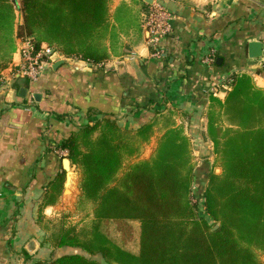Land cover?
<instances>
[{
    "label": "trees",
    "instance_id": "trees-1",
    "mask_svg": "<svg viewBox=\"0 0 264 264\" xmlns=\"http://www.w3.org/2000/svg\"><path fill=\"white\" fill-rule=\"evenodd\" d=\"M108 1L0 0V70L11 62L17 38L37 48L46 40L65 57L104 61ZM16 8L23 20L14 32ZM173 116L156 110L135 129L103 118L66 139L64 149L81 172V218L68 225L63 218L48 237L54 245L99 254L104 264H264V89L236 72L224 99L211 96L205 135L221 174L208 170V160L195 166L191 137ZM156 131L161 136L153 154L129 162ZM192 182L219 227L199 214ZM114 219L139 221L137 252L104 232L102 223ZM47 264L103 263L78 253Z\"/></svg>",
    "mask_w": 264,
    "mask_h": 264
},
{
    "label": "crops",
    "instance_id": "crops-1",
    "mask_svg": "<svg viewBox=\"0 0 264 264\" xmlns=\"http://www.w3.org/2000/svg\"><path fill=\"white\" fill-rule=\"evenodd\" d=\"M162 2L174 18L159 58L151 56L147 42L148 0L108 1V58L100 63L67 57L36 81L19 75L10 80L20 59L16 39L11 62L0 70V264H47L78 253L105 263L99 254L48 239L63 218L66 225L81 218L66 200L70 192H80L79 182L72 187L77 167L67 149L60 153L74 131L108 117L135 129L161 109L174 112L193 149L211 147L206 111L211 96L222 100L230 89L219 85L239 72L264 89V0ZM20 20L16 8L14 32ZM251 42L262 44L261 57L250 56ZM208 55L215 58L212 67L202 61Z\"/></svg>",
    "mask_w": 264,
    "mask_h": 264
},
{
    "label": "built area",
    "instance_id": "built-area-1",
    "mask_svg": "<svg viewBox=\"0 0 264 264\" xmlns=\"http://www.w3.org/2000/svg\"><path fill=\"white\" fill-rule=\"evenodd\" d=\"M173 18V13L162 0H152L144 17V26L148 34L147 42L152 57L159 58L163 55L161 42L171 31ZM20 44L19 63L13 66L11 70L13 76L19 75L30 81H36L55 62L67 58L49 45L42 44L37 48L31 39H25ZM202 61L209 67H212L215 58L212 55H208L204 56ZM260 68L261 74L264 75V57L260 59ZM231 81L232 75L228 76L226 82L219 86L228 89L230 88ZM219 86L216 88L219 89ZM60 153L65 154L66 150L63 149Z\"/></svg>",
    "mask_w": 264,
    "mask_h": 264
},
{
    "label": "rangeland",
    "instance_id": "rangeland-1",
    "mask_svg": "<svg viewBox=\"0 0 264 264\" xmlns=\"http://www.w3.org/2000/svg\"><path fill=\"white\" fill-rule=\"evenodd\" d=\"M19 3V2H18ZM20 15H21V24H22V12L20 11ZM109 23V22H108ZM109 25L107 26V29H106V36H105V45H106V49H107V52H108V46H107V39H108V33H109ZM112 37L115 38V29L112 31ZM34 38H37L36 35H34ZM20 40V39H19ZM41 42V45H49L50 46V43L46 40H40ZM76 58V57H75ZM8 75V74H7ZM13 78V75L11 74V78L10 80H12ZM157 132V131H156ZM154 133L153 136L150 138V140H148V142L144 143L145 145H143V150L142 152L138 155V156H133L132 159L129 161V162H133L135 160H138L139 157L141 158H149L153 152L155 151L158 143H159V139H160V136L161 134L158 132L157 133ZM209 142V140H208ZM203 149H207L209 151L208 152H202ZM198 152V153H197ZM140 158V159H141ZM207 159L209 161V167H208V170L210 168V170L212 169V171H214L216 174H221L222 172V168L220 165L218 164H215L213 163L214 161V153H213V146L211 147H204V148H201V149H197V148H194L193 151H192V161L196 164L195 166L197 167H201L202 166V162H203V159ZM211 164V165H210ZM76 181L75 183L73 184V188H76V184L77 182H79V179H80V176H81V172L78 168H76ZM73 176V174H72ZM197 179V178H196ZM195 179V180H196ZM205 185V181L202 183L201 182V187L203 188ZM191 189H192V201H197L198 202V198H197V195L195 192H197V186L194 185V183L192 182L191 184ZM201 192V191H200ZM77 193L79 192H70L67 196V206H73V208H76L77 207ZM194 196V197H193ZM199 196V195H198ZM198 212L200 215H202L203 217H205L206 219L209 220V224L212 225L213 229L217 228L220 226V223L213 220L211 215L207 213L206 211V207L204 205V201L203 199L198 202ZM75 215V214H74ZM70 218L72 220H74L75 218H73V214H70ZM77 219V218H76ZM70 220V219H69ZM71 221V220H70ZM111 221V222H109ZM104 224L103 225V229L104 231L109 234L110 236L114 237L117 239V242L119 244H121L123 247H126L130 250H134V251H138V245H139V233H140V223L138 220H135V219H114V220H106L104 221ZM261 258L262 260L264 261V254H261Z\"/></svg>",
    "mask_w": 264,
    "mask_h": 264
},
{
    "label": "water",
    "instance_id": "water-1",
    "mask_svg": "<svg viewBox=\"0 0 264 264\" xmlns=\"http://www.w3.org/2000/svg\"><path fill=\"white\" fill-rule=\"evenodd\" d=\"M149 3L152 2V0H148ZM249 47H250V56L252 58H259L262 56V44L260 42H251L249 44ZM65 60H68V58H65V59H62V60H59L55 63H61V61H65ZM25 91V89H22L21 90V94H23V92ZM65 164H66V169L69 171L70 169V159L69 158H66L65 159ZM68 178H69V174H68Z\"/></svg>",
    "mask_w": 264,
    "mask_h": 264
}]
</instances>
